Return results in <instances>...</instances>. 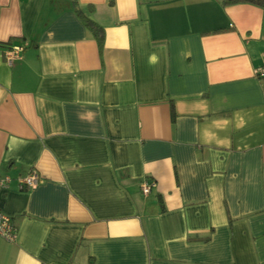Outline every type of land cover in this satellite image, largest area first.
Masks as SVG:
<instances>
[{
    "label": "crops",
    "instance_id": "1",
    "mask_svg": "<svg viewBox=\"0 0 264 264\" xmlns=\"http://www.w3.org/2000/svg\"><path fill=\"white\" fill-rule=\"evenodd\" d=\"M263 66L254 4L0 0V264H264Z\"/></svg>",
    "mask_w": 264,
    "mask_h": 264
},
{
    "label": "built area",
    "instance_id": "2",
    "mask_svg": "<svg viewBox=\"0 0 264 264\" xmlns=\"http://www.w3.org/2000/svg\"><path fill=\"white\" fill-rule=\"evenodd\" d=\"M23 45H14L9 47L5 55L9 62H12L13 59L17 58L23 51ZM256 75L260 78H264V66L256 70ZM40 177L37 172H31L28 176L18 179L19 186L21 188H34L40 182ZM11 179L9 176H5L0 179V190L7 189ZM155 186V183L150 179H144L141 181L140 187L144 195H148L152 188ZM17 228L14 225L12 218L3 213L0 210V237L8 242H15L17 240Z\"/></svg>",
    "mask_w": 264,
    "mask_h": 264
},
{
    "label": "trees",
    "instance_id": "3",
    "mask_svg": "<svg viewBox=\"0 0 264 264\" xmlns=\"http://www.w3.org/2000/svg\"><path fill=\"white\" fill-rule=\"evenodd\" d=\"M221 3L224 6L232 5V4H238V3H250V4H254V5H257V6L264 8V0H221ZM75 9H76L77 15L79 17H81L84 20L87 27H89L92 30L95 38L98 41L99 47L102 48V46L104 44V39H105L103 27L101 25H99L94 19H92L86 11L81 9L78 6L77 2H75ZM171 111H172V115L174 116L175 115V106H174L173 101H171Z\"/></svg>",
    "mask_w": 264,
    "mask_h": 264
}]
</instances>
